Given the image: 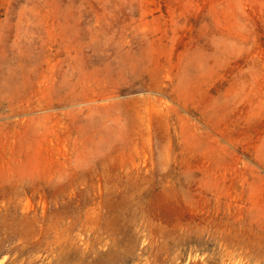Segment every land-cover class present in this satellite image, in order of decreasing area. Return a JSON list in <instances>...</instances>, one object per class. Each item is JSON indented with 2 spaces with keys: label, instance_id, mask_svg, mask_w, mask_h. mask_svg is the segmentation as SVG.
I'll return each instance as SVG.
<instances>
[{
  "label": "rangeland",
  "instance_id": "374dc122",
  "mask_svg": "<svg viewBox=\"0 0 264 264\" xmlns=\"http://www.w3.org/2000/svg\"><path fill=\"white\" fill-rule=\"evenodd\" d=\"M0 264H264V0H0Z\"/></svg>",
  "mask_w": 264,
  "mask_h": 264
},
{
  "label": "bare ground",
  "instance_id": "6f19581e",
  "mask_svg": "<svg viewBox=\"0 0 264 264\" xmlns=\"http://www.w3.org/2000/svg\"><path fill=\"white\" fill-rule=\"evenodd\" d=\"M230 263V262H229Z\"/></svg>",
  "mask_w": 264,
  "mask_h": 264
}]
</instances>
